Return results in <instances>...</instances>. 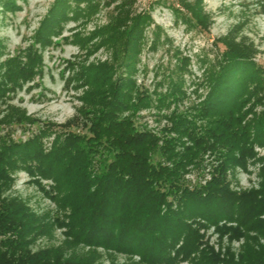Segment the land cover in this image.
<instances>
[{
    "label": "trees",
    "instance_id": "obj_1",
    "mask_svg": "<svg viewBox=\"0 0 264 264\" xmlns=\"http://www.w3.org/2000/svg\"><path fill=\"white\" fill-rule=\"evenodd\" d=\"M81 3H116L103 35L97 34L111 47L112 59L92 65L81 76L85 90L79 96L78 113L84 120L80 133L46 124L24 141L0 138V264H79L28 249L30 237L41 227L39 217L18 198L1 196L18 170L53 179L56 200L65 208L61 226L76 243L138 255L146 264H264V154L254 150L264 147V67L253 60L252 48L231 36L219 40L224 49L209 63L200 83L205 93L187 111L178 112L186 93L187 59L175 52V65L151 93L137 85V55L150 17L145 12L132 15L128 0H55L34 41L46 44L51 35H59L62 23L81 11ZM180 3L187 12L181 13L185 22L208 28L201 0ZM0 6L17 7L15 0H0ZM158 41L153 31L150 47ZM40 62L31 46L1 60L0 92L33 81ZM258 105L263 109L256 112ZM149 106H173L164 114L170 125L159 135L135 122V114ZM8 107L3 121L30 120L24 109ZM52 133L45 149L44 137ZM158 151L163 160H155ZM205 154L215 155L219 164L203 184L190 189L184 176ZM250 159L259 165L257 187L231 188L228 169L245 168ZM195 220L200 227L212 225L220 235L254 232L262 242L245 246L239 259H216L202 253L200 228L191 224Z\"/></svg>",
    "mask_w": 264,
    "mask_h": 264
},
{
    "label": "rangeland",
    "instance_id": "obj_2",
    "mask_svg": "<svg viewBox=\"0 0 264 264\" xmlns=\"http://www.w3.org/2000/svg\"><path fill=\"white\" fill-rule=\"evenodd\" d=\"M15 1L17 7L12 10H3L0 6V61L24 53L31 46L41 56V66L33 81L0 92V138L24 141L46 124H52L53 130L80 133L84 120L78 113L81 107L79 96L85 90L81 85V76L92 65L112 59L111 47L102 42L97 34L103 35L108 18L116 12L113 9L116 3L108 7L101 4L87 7L81 3V11L72 16L74 20L62 23L59 35H51L49 43L39 44L34 41V34L55 0ZM128 1L132 15L145 12L150 17L137 55L134 75L137 85L151 93L158 87L164 74L175 65V52L187 59V72L184 74L186 93L184 101L178 105V112L187 111V107L198 102L199 95L205 93L206 87L200 83L204 84L209 63L224 49L219 41L222 38L231 36L235 41L252 48L253 60L264 67V0H201L203 12L209 16L208 28L205 30L183 20L182 14L187 12L180 0ZM172 5L179 13L173 10ZM153 31L158 32L159 41L155 47H150ZM9 105L24 109L30 120L20 123L3 121ZM172 109L173 106L162 110L154 106L143 108L135 114V122L159 135L170 125L164 114ZM261 109L263 106L258 105L255 111ZM52 139L53 133L44 137L45 149H49ZM254 150L257 155L264 154V147ZM154 157L155 160H163L160 151ZM215 158L213 154H205L203 161L184 176V185L191 189L196 184H203L219 164ZM258 167V162L250 159L245 168L238 166L234 170L228 169L231 188L246 190L257 187ZM13 177L10 187L1 196L21 200L39 217L41 224L30 237V252L45 250L49 251V257H69L79 264H146L138 255L103 247H88L72 241L60 223L65 218V208L56 200L57 188L53 179L32 177L25 170H18ZM34 178H38V181ZM197 222L191 221V224L194 228H200L202 253L213 254L216 259L230 255H233L234 260L239 259L245 255V246L249 244L255 247L258 242H262L261 237L254 232L230 237L227 234L220 235L210 224L200 227Z\"/></svg>",
    "mask_w": 264,
    "mask_h": 264
}]
</instances>
